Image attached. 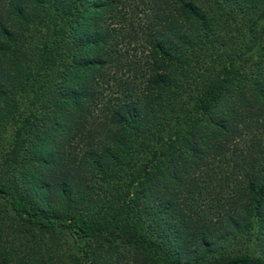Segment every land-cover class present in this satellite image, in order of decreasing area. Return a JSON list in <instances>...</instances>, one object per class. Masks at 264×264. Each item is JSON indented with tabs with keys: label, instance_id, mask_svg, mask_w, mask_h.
Returning <instances> with one entry per match:
<instances>
[{
	"label": "trees",
	"instance_id": "1",
	"mask_svg": "<svg viewBox=\"0 0 264 264\" xmlns=\"http://www.w3.org/2000/svg\"><path fill=\"white\" fill-rule=\"evenodd\" d=\"M131 6L0 0V264H264V0Z\"/></svg>",
	"mask_w": 264,
	"mask_h": 264
},
{
	"label": "rangeland",
	"instance_id": "2",
	"mask_svg": "<svg viewBox=\"0 0 264 264\" xmlns=\"http://www.w3.org/2000/svg\"><path fill=\"white\" fill-rule=\"evenodd\" d=\"M140 0H125V6L129 19V26L123 29L124 33H130V42H126L128 34L125 35V39L121 44V52L123 54L122 65L114 68L111 71H105L108 74L110 83L108 90L111 92H118L120 89L125 88V84L129 83L133 76H140L145 72V66L143 65L147 57L146 42L144 39L143 31L150 32L153 19L147 15L146 12H142L140 9H136L134 4H139ZM141 5V4H140ZM132 8V9H130Z\"/></svg>",
	"mask_w": 264,
	"mask_h": 264
}]
</instances>
